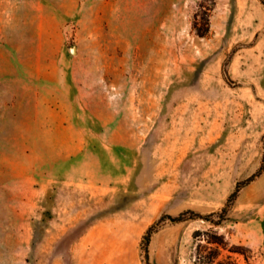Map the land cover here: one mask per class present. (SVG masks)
Here are the masks:
<instances>
[{"label":"rangeland","instance_id":"rangeland-1","mask_svg":"<svg viewBox=\"0 0 264 264\" xmlns=\"http://www.w3.org/2000/svg\"><path fill=\"white\" fill-rule=\"evenodd\" d=\"M262 164L261 0H0V264H264Z\"/></svg>","mask_w":264,"mask_h":264},{"label":"trees","instance_id":"trees-1","mask_svg":"<svg viewBox=\"0 0 264 264\" xmlns=\"http://www.w3.org/2000/svg\"><path fill=\"white\" fill-rule=\"evenodd\" d=\"M261 2L264 4V0H261ZM203 18H204V21L202 22L196 17V19H195V21L193 23L194 30L201 36H205L210 30L209 18H207L206 16L203 17ZM224 72H225L227 80H229L230 78L228 77L227 71L225 70ZM263 167H264V165L262 164L260 169L256 173L250 175L243 182H239L237 184V186H236V189L229 196L228 201L232 203V201L237 197L240 188L245 186L246 184L250 183L257 176H259L261 174L262 170H263ZM231 203L227 204V206L223 208V210H222V218H223L224 214L227 212V210L230 207ZM190 214L191 215H195V216L198 215V216L204 217V218L208 217V216H202V214H198V213H196L194 211H192ZM166 218L170 219L171 221L178 222V221L184 220L186 217H185V214H180L178 216L166 215V216H163L160 220H165ZM156 230H157L156 224H153V225H151L148 228L146 234L144 235L145 264H151L150 260H149L150 257H149L148 246H149V243H150V240H151V236Z\"/></svg>","mask_w":264,"mask_h":264},{"label":"crops","instance_id":"crops-1","mask_svg":"<svg viewBox=\"0 0 264 264\" xmlns=\"http://www.w3.org/2000/svg\"><path fill=\"white\" fill-rule=\"evenodd\" d=\"M264 174V173H263ZM263 174L262 175H259V176H257L254 180H252L250 183H248V185H250V184H253V183H255V182H257L262 176H263Z\"/></svg>","mask_w":264,"mask_h":264}]
</instances>
